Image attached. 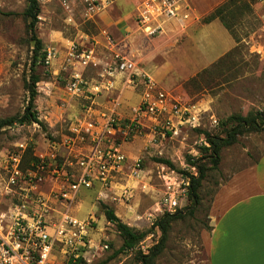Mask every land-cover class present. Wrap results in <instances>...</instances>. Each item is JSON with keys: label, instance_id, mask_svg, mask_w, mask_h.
<instances>
[{"label": "rangeland", "instance_id": "1", "mask_svg": "<svg viewBox=\"0 0 264 264\" xmlns=\"http://www.w3.org/2000/svg\"><path fill=\"white\" fill-rule=\"evenodd\" d=\"M117 1L96 0V9L90 10L91 3L87 0H40L38 35L47 54L49 50L52 53L50 63L36 67L40 81L35 105L43 125L15 123L0 130V210H7L11 204L5 194V161L20 143L27 144L28 156L24 154L27 161L30 155L47 157L54 153L63 157L69 153L62 143L70 134L73 121L91 101L68 88L73 71L82 69L78 63H69L68 46L73 42L80 49L95 47L96 21ZM225 1L188 0L185 5L192 12L189 20L169 19L163 30L153 36L139 28L133 41L135 48L128 49L138 70L150 75L159 86L202 107L201 126L187 128L175 136L158 135L153 139L151 135H142L122 142L128 160L125 173L117 178L116 191L102 192L99 184L94 183L81 189L72 209L77 218L92 219L89 228L92 239L101 244L89 260L77 264H138V255L150 253L162 236L156 221L168 212L158 209L166 189L164 176L171 170L188 172L191 161L205 169L199 188L200 203L193 207L188 196L182 199L183 207L178 210L183 214L170 220L167 239L157 251L155 262L210 264L209 212L214 194L230 174L255 162L264 152V124L260 119L257 130H243L230 143V140L224 142L234 126L228 120L231 116L246 117L264 111V0L236 1L232 8L233 33L217 19L203 22L207 12ZM27 4L28 0H0V118L21 115L29 100L26 83L30 78L34 43L23 15ZM141 9L142 5L136 19ZM98 70L88 67L85 78L92 82ZM138 81L141 84V78ZM143 88V84L139 85L137 93L142 94ZM131 98L133 103H126L128 116L125 117L132 116V108L139 103V95L132 94ZM104 99L102 95L97 101ZM212 117L218 119L217 124ZM206 133L222 144L218 163L213 161V146ZM86 152L87 147L82 150ZM161 159L170 160L173 166ZM70 160L76 163L77 158L73 155ZM137 160L142 169L132 175L130 166ZM120 183L129 187L128 201L119 197ZM103 204L111 207L124 223L135 230L148 231V235L134 248L113 256L123 238L116 225L106 218Z\"/></svg>", "mask_w": 264, "mask_h": 264}, {"label": "built area", "instance_id": "2", "mask_svg": "<svg viewBox=\"0 0 264 264\" xmlns=\"http://www.w3.org/2000/svg\"><path fill=\"white\" fill-rule=\"evenodd\" d=\"M87 1L91 3L90 10H95L96 0ZM187 1L145 0L137 22L146 34L153 36L163 30L169 19L187 21L192 17L190 8L184 7ZM104 35L113 51L114 38L107 31ZM51 58L49 50L45 62L50 63ZM68 61L80 64L82 69H99L98 78L92 82L82 70H74L68 83L70 91L84 95L91 103L70 126V134L62 143L69 151L66 156L40 154L24 166L25 143L7 155L5 194L11 204L7 210H0V264H77L89 260L101 244L92 239V219L81 220L72 213L81 189L98 183L106 192L116 191L117 178L125 173L128 160L122 142L142 135H151L153 139L158 135L175 136L187 128L201 126L202 107L159 86L150 75L138 70L133 59L118 51L113 52L111 62H105L97 56L94 45L80 49L71 42ZM119 75L125 77L126 85L141 78L144 87L141 100L129 117L119 112L123 105L121 97H109L104 109L96 108L95 98L113 94ZM212 121L218 123L215 117ZM86 147L87 152L82 153ZM73 155L76 163L70 160ZM130 169L136 175L142 169L141 162L135 161ZM198 175L196 166H190L188 174L171 170L165 175L166 189L158 209H181L192 178ZM130 196L129 187L120 183L119 197L128 201ZM146 249L143 248L144 252Z\"/></svg>", "mask_w": 264, "mask_h": 264}, {"label": "crops", "instance_id": "3", "mask_svg": "<svg viewBox=\"0 0 264 264\" xmlns=\"http://www.w3.org/2000/svg\"><path fill=\"white\" fill-rule=\"evenodd\" d=\"M143 1L145 2V0H118L114 6L100 14L96 21L98 31L94 36L95 49L100 54H97L100 59L111 62L113 52L118 51L134 60L132 51L128 52V49L132 50L136 46L133 41L138 37L140 28L136 14ZM104 31L112 34L116 41L113 51L107 45ZM81 70L83 74L86 71V69ZM98 74L99 70L97 77L93 76V81L98 78ZM138 79H135V84L126 85L125 77L119 75L115 80L113 94L103 95L106 97L104 101H97L101 96L95 98L96 106L98 104L101 106L96 108L104 109L108 105L109 97L118 96L123 102L119 112L123 116H128L125 112L127 104L133 103L132 94L139 95V102L141 100L142 94L136 91L141 85ZM209 217L211 219L208 241L210 264H264V152L255 162L234 171L225 182L220 184L212 199Z\"/></svg>", "mask_w": 264, "mask_h": 264}, {"label": "trees", "instance_id": "4", "mask_svg": "<svg viewBox=\"0 0 264 264\" xmlns=\"http://www.w3.org/2000/svg\"><path fill=\"white\" fill-rule=\"evenodd\" d=\"M236 1L237 0H227L222 4L218 5L211 12H209L206 16L203 17V22L210 23L213 20L218 19L228 30L233 33L234 22L232 18H235V11H233L232 8L235 7L233 5L236 3ZM40 12V0H28V4L23 11V15L28 20L27 30L30 35V40L34 43L33 56L31 62V73L29 81H27L26 83V87L29 94L27 106L25 108V111L21 115L0 118V130L12 126L15 123H19L21 125L38 123L40 125H43V122L39 119L38 111L36 110L35 105V100L38 95L37 83L40 81V76L36 71V67L38 64L44 63L47 57V50L45 48V44L43 40L39 37L37 30ZM259 119L261 120V123L264 124V111H259L255 115L250 114L246 117L240 115L231 116L228 120L232 121L234 123V126L229 129L227 140L224 142H227L230 139L233 140L236 134L241 133L243 130H257V128L260 126ZM206 134L208 135V140L213 146V161L214 163H218L219 152L222 144H219L215 140V138H213L209 133ZM232 140L228 141V143H230ZM207 149L208 147H204V150ZM25 156L27 157L28 155L25 154ZM26 157H24V166H28L31 161L37 160V157L35 155H30L28 161L26 160ZM161 161L166 164H169L170 166H173V163L170 160L161 159ZM190 163L191 166L197 167V163L195 161H191ZM197 169L199 175L197 177L192 178V182L188 190V197L189 200L192 201L193 207L200 203L199 188L201 187V182L205 177L204 167L199 166L197 167ZM182 172L188 174V172L186 171ZM103 210L106 215V218L116 225L117 230L123 238V243L121 247L117 251H115L113 256L128 249L134 248L148 235V231H138L129 226L128 224L124 223L119 217H117L115 211L108 205L103 204ZM182 214V210H178L175 213H169L168 211L163 215L162 218H159L156 221V225H159L162 230V236L159 240V243L151 249L150 253H140L138 255V264H156L155 257L157 255V251L163 246L164 242L167 239L170 220L177 219L181 217Z\"/></svg>", "mask_w": 264, "mask_h": 264}]
</instances>
